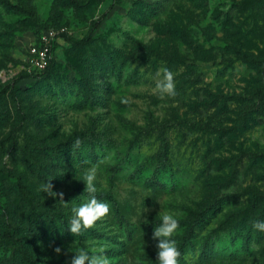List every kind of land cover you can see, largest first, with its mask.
<instances>
[{
    "label": "rangeland",
    "instance_id": "rangeland-1",
    "mask_svg": "<svg viewBox=\"0 0 264 264\" xmlns=\"http://www.w3.org/2000/svg\"><path fill=\"white\" fill-rule=\"evenodd\" d=\"M47 28L53 66L35 77L29 48ZM163 67L175 97L155 89ZM8 85L0 264H28L24 254L71 264L99 246L110 264H158L166 212L179 220V264H264V231L252 227L264 220V0H0V91ZM92 165L110 212L74 236ZM48 180L63 200L40 191Z\"/></svg>",
    "mask_w": 264,
    "mask_h": 264
},
{
    "label": "clouds",
    "instance_id": "clouds-1",
    "mask_svg": "<svg viewBox=\"0 0 264 264\" xmlns=\"http://www.w3.org/2000/svg\"><path fill=\"white\" fill-rule=\"evenodd\" d=\"M155 89L161 98L175 97L176 84L174 73L167 67L159 70ZM81 144L80 138H77L72 143V148H79ZM97 178V167L92 165L84 174L83 181L85 189L88 193L86 202L79 206H74L71 211L72 215L69 220V230L74 236H81L83 233L95 226L96 222L107 216L110 212V206L97 199L95 193L97 191L95 181ZM54 186L51 180L41 184L40 191L47 193L48 196L63 200V193L53 190ZM179 220L175 214L166 212L161 217V223L154 228L153 239L158 242L156 247L158 264H179L181 252L177 242L172 237L179 228ZM252 227L259 231H264V220H254ZM56 254H62V249L59 246L54 248ZM106 249L103 246L96 248L94 252L78 250L71 257V264H110L109 257L105 254Z\"/></svg>",
    "mask_w": 264,
    "mask_h": 264
},
{
    "label": "trees",
    "instance_id": "trees-1",
    "mask_svg": "<svg viewBox=\"0 0 264 264\" xmlns=\"http://www.w3.org/2000/svg\"><path fill=\"white\" fill-rule=\"evenodd\" d=\"M103 16H100L93 24H92V28H96L100 21L102 20ZM63 39L66 41H69L70 43H72L73 45L79 46V47H85L88 43L91 42V34H88L86 37L81 38L79 40H74L72 38H70L66 33L62 34ZM52 66H53V61L52 59L49 60L47 66L45 67L44 70L41 71H36V72H32L31 74H33L35 77L36 76H48L52 70ZM19 80V78H15L12 81V85H14L17 81ZM12 85H8L6 87H4L1 91H0V96L7 91V89H9ZM10 137L12 139V141H15V138L12 134H10ZM3 147V143L0 144V149ZM1 173H6L8 176H13V174L10 172L9 169H2L0 170V174ZM21 187V186H20ZM20 190L22 191V194H26V192L20 188ZM4 237L7 240L12 241L14 244H16L20 249L24 250V244L22 242V240L18 237L15 236L11 233V228L10 226H7L5 232H4ZM24 260L28 263V264H37V261L34 259H31L29 256H27L26 254H24Z\"/></svg>",
    "mask_w": 264,
    "mask_h": 264
},
{
    "label": "built area",
    "instance_id": "built-area-1",
    "mask_svg": "<svg viewBox=\"0 0 264 264\" xmlns=\"http://www.w3.org/2000/svg\"><path fill=\"white\" fill-rule=\"evenodd\" d=\"M56 35V30L47 28L40 35L39 41L30 46V62L36 71L44 70L51 59L52 45Z\"/></svg>",
    "mask_w": 264,
    "mask_h": 264
}]
</instances>
